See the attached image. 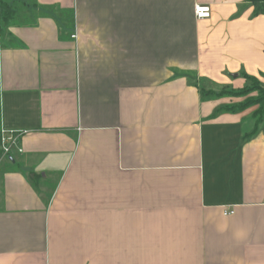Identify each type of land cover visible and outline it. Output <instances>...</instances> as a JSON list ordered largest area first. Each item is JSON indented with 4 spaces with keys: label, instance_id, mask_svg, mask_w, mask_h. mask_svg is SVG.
Segmentation results:
<instances>
[{
    "label": "crops",
    "instance_id": "1",
    "mask_svg": "<svg viewBox=\"0 0 264 264\" xmlns=\"http://www.w3.org/2000/svg\"><path fill=\"white\" fill-rule=\"evenodd\" d=\"M3 6L0 264H264L260 106L206 93L264 78V10ZM3 131H28L8 157Z\"/></svg>",
    "mask_w": 264,
    "mask_h": 264
},
{
    "label": "rangeland",
    "instance_id": "2",
    "mask_svg": "<svg viewBox=\"0 0 264 264\" xmlns=\"http://www.w3.org/2000/svg\"><path fill=\"white\" fill-rule=\"evenodd\" d=\"M244 90H245V93L243 95H239L235 93L234 91L228 92L225 90H219V91H216L215 93L206 91V93L211 94L215 97L218 96V97H227V98H231V97L240 98V99H243V101L238 102L237 104L235 103L231 106H236L237 108H240V107H246V105L252 103V105L250 106L259 105L260 106L259 110H260L262 104H258V103L264 100V78L263 77H260V78L253 77L252 79H249L247 86H245L244 89L239 90V91H244ZM230 108L231 107H227V109H230ZM2 157L3 156H1V159Z\"/></svg>",
    "mask_w": 264,
    "mask_h": 264
},
{
    "label": "built area",
    "instance_id": "3",
    "mask_svg": "<svg viewBox=\"0 0 264 264\" xmlns=\"http://www.w3.org/2000/svg\"><path fill=\"white\" fill-rule=\"evenodd\" d=\"M195 15L199 18H210V8L204 5H198L195 8ZM28 131H3L1 136V149L4 156H10L11 150L16 147L19 143V138L23 137L27 134ZM2 170L0 169V173ZM225 215H232L234 214L233 211H225Z\"/></svg>",
    "mask_w": 264,
    "mask_h": 264
},
{
    "label": "trees",
    "instance_id": "4",
    "mask_svg": "<svg viewBox=\"0 0 264 264\" xmlns=\"http://www.w3.org/2000/svg\"><path fill=\"white\" fill-rule=\"evenodd\" d=\"M248 2L254 8V12L257 15L261 14V12L264 10V0H248ZM8 8H7V6H5V7L3 6L2 11L0 10V12L2 13V15L4 17V21H6V22L10 19L11 15H12V11H10ZM248 78L252 79L253 77H248ZM245 90L244 91H238L235 93H237L239 95H243L245 93ZM258 104H262L261 109L254 114V117L258 121V124H261L262 122H264V100H262ZM250 105H252V103L246 105V107L250 106ZM246 107H240V109H245Z\"/></svg>",
    "mask_w": 264,
    "mask_h": 264
}]
</instances>
